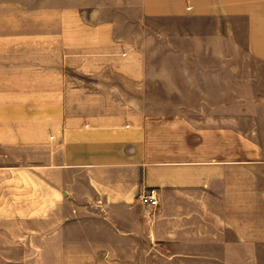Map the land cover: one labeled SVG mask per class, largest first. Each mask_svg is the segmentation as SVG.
<instances>
[{"label":"crops","instance_id":"1","mask_svg":"<svg viewBox=\"0 0 264 264\" xmlns=\"http://www.w3.org/2000/svg\"><path fill=\"white\" fill-rule=\"evenodd\" d=\"M34 4L0 2V264H46L81 237L98 247L106 239L109 255L147 253L148 240L155 256L188 264H264L256 132L243 114L228 122L150 111L153 58L111 16L126 7L143 18L226 22L234 34L244 28L245 58L264 64V0H101L93 17L80 4ZM46 15L58 20L57 37L46 36ZM227 39L224 52L239 47ZM150 188L159 198L152 216L140 203ZM84 221L89 233H71Z\"/></svg>","mask_w":264,"mask_h":264},{"label":"rangeland","instance_id":"2","mask_svg":"<svg viewBox=\"0 0 264 264\" xmlns=\"http://www.w3.org/2000/svg\"><path fill=\"white\" fill-rule=\"evenodd\" d=\"M15 1H35V6L41 5L39 4L41 0H0L8 3ZM100 1L46 0V6L70 7L80 4L82 9L88 11L86 17H91L90 7H94L96 2ZM117 8L111 16L117 23L125 24L121 35L128 37L134 47L138 49L143 47L147 55L153 58L148 64V71L156 72L154 73L156 77L148 80L146 94V103L150 111H154L156 115L169 114L176 110L190 111L200 121L203 117L204 119L209 117L211 120L218 118L222 120L226 117L228 122L243 114V123L250 125L247 128L256 132L261 141L260 145L264 147V64L245 58L244 28L234 34L233 31H227L226 22L220 23L218 20L143 18L129 8ZM57 23L55 16L46 15V36L57 37L58 31L55 30ZM138 24L145 26L138 27ZM229 34L231 35L228 36ZM227 37H236L239 47L224 52V45L229 46V41L233 40V38L228 40ZM208 39L211 41L210 48L207 47ZM51 51H54L53 47ZM209 54L216 56L226 54L235 59L221 64L215 62L203 64L202 56ZM188 56L194 58L186 61ZM156 57L160 60L155 61ZM204 70L209 72L203 73ZM153 214L154 211L148 215ZM89 226L90 224L84 221L69 230L72 231L71 233H82ZM106 242V239H99L98 247L96 242L92 244L90 237L69 238L66 246H70L67 247L70 253L46 254V264H122L123 258L131 264H145V262L165 264L170 260L176 264L190 262L183 256H175L174 260L168 255L155 256L154 249L149 248L153 245H149L148 240L140 244L147 253L139 255L134 252L127 256L109 255L105 253ZM118 244L119 247L123 246L121 241ZM49 245L56 251L62 246L58 240H52ZM133 247L137 248V245ZM75 250H80L82 253L75 254ZM96 250H99L98 254L92 253Z\"/></svg>","mask_w":264,"mask_h":264},{"label":"built area","instance_id":"3","mask_svg":"<svg viewBox=\"0 0 264 264\" xmlns=\"http://www.w3.org/2000/svg\"><path fill=\"white\" fill-rule=\"evenodd\" d=\"M140 203L146 210H154L159 206L158 193L155 188L148 189L140 196Z\"/></svg>","mask_w":264,"mask_h":264}]
</instances>
